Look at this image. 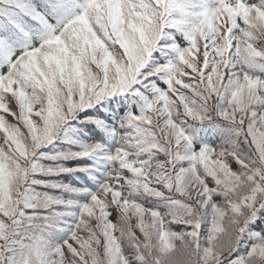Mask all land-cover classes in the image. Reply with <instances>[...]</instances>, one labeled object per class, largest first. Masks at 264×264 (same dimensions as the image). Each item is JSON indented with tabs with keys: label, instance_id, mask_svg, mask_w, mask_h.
Here are the masks:
<instances>
[{
	"label": "snow or ice",
	"instance_id": "snow-or-ice-1",
	"mask_svg": "<svg viewBox=\"0 0 264 264\" xmlns=\"http://www.w3.org/2000/svg\"><path fill=\"white\" fill-rule=\"evenodd\" d=\"M0 264H264V0H0Z\"/></svg>",
	"mask_w": 264,
	"mask_h": 264
}]
</instances>
